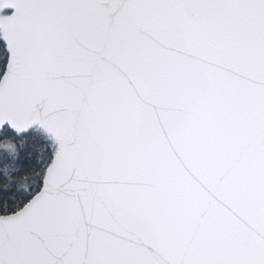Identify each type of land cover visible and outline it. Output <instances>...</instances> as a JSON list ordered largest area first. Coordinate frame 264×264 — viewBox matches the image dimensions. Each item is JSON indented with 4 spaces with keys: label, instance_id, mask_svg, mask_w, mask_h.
Returning a JSON list of instances; mask_svg holds the SVG:
<instances>
[{
    "label": "snow or ice",
    "instance_id": "snow-or-ice-1",
    "mask_svg": "<svg viewBox=\"0 0 264 264\" xmlns=\"http://www.w3.org/2000/svg\"><path fill=\"white\" fill-rule=\"evenodd\" d=\"M0 264H264V0H0Z\"/></svg>",
    "mask_w": 264,
    "mask_h": 264
}]
</instances>
